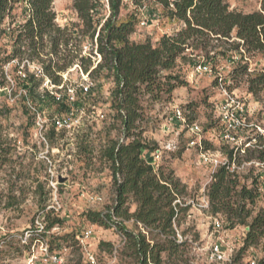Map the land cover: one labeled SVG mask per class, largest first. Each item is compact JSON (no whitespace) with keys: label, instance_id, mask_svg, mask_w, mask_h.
<instances>
[{"label":"rangeland","instance_id":"rangeland-1","mask_svg":"<svg viewBox=\"0 0 264 264\" xmlns=\"http://www.w3.org/2000/svg\"><path fill=\"white\" fill-rule=\"evenodd\" d=\"M225 1L231 9L242 12L256 11L261 7V0ZM53 6L60 25H70L77 21L72 0H54ZM130 14H136L139 19L131 37L136 42L150 40L157 45L164 34H173L181 26L178 20H171L162 14L161 8L136 9L128 0L122 17ZM27 16L28 6L25 0H15L14 9L6 19V25L13 28ZM10 44L9 34L2 36L0 46L10 50ZM88 44L86 42L83 47L84 56L93 52V47ZM228 47V44L221 43L219 50ZM197 53L205 56L199 51ZM92 61L93 64L98 61L94 52ZM210 64L215 70L211 74L199 75L194 73L193 66L188 62L178 61L175 72L187 84L176 87L170 95H161L158 100L143 95L144 116L137 130L141 133L142 140L157 144L159 151L154 156L155 165L166 173L172 171L185 186L180 200L183 202L181 206L188 208L179 213L174 226L181 240L187 242L182 248L184 256L194 264H208L206 255L198 250V246H209L219 236L235 250V256L243 244L245 227L238 225L227 229L225 217L211 214L210 207H207V192L212 182L213 166L210 161L201 157L199 149L189 146L191 137L183 131V127L167 122L168 115L175 107L190 106L191 118L206 129L218 121L217 106L226 99V89L229 94L244 100L250 109V128L247 133H242L241 137L245 140L249 136H256L255 125L264 132V96L257 100L248 91V76L241 71L244 65H247L248 74L264 71V53L245 50H241V53L227 52L225 56L218 55L211 59ZM16 65L17 61H13L4 66L7 83L0 94V160L3 162L0 167V264H51L43 257L39 242H31L32 237L23 241L20 237L24 236L27 230H34L36 220L43 221L48 214L52 219L63 220L52 229L51 242L53 251L61 252L67 264H85L78 236L86 228L94 231L91 245L103 263L132 262L129 250L125 249L126 239L120 232V227L115 224L111 227L94 224L86 216L89 210L106 211L114 206L115 188L111 170L101 157V152L110 140L128 141L120 124L114 123L111 111L112 92L116 86L113 77L107 75V70L87 76L76 68L77 66L66 72L63 75L64 81L70 80L76 84V89L88 83L91 91L78 95L71 90L63 92L68 101L72 102L73 112L70 117L76 127L71 130H56V134L52 136L49 134L51 118L60 113L56 110L53 99L45 96V90L53 92L57 98L65 99L62 91L57 92L54 86L45 81L38 89L39 96L35 100L32 99L27 96L22 84L17 83V77L22 76V73L14 71ZM22 67L23 65L20 68ZM34 67L30 65V72H33ZM236 68H239V72L235 75L233 72ZM221 84L226 87L222 88ZM73 95L74 99L70 101L69 97ZM39 116L47 120L45 135L48 147L39 135ZM219 132L220 128H213L203 133V137L210 140L213 151H222L225 144L220 139ZM256 142L258 143V140ZM261 143V147H264V140ZM259 149L260 147L253 148L247 157L239 158V163L258 159ZM257 172V167L246 166L240 174L241 181L248 186H251L253 181L257 182L259 196L256 203L250 205L254 215L264 209V186L260 189ZM53 184H56V187H53ZM93 197H100L101 200L93 202ZM130 208L133 212L136 205L131 204ZM213 216L223 222V230L220 232L213 228ZM116 220L123 222L129 230L138 228L133 219ZM67 234H70V237L65 242L62 236ZM101 242L109 245L101 247ZM58 244L61 245L60 248H57ZM35 253L38 258L32 263V254ZM262 258L264 236L257 246L248 250L243 264L249 260H255L257 263Z\"/></svg>","mask_w":264,"mask_h":264},{"label":"trees","instance_id":"trees-1","mask_svg":"<svg viewBox=\"0 0 264 264\" xmlns=\"http://www.w3.org/2000/svg\"><path fill=\"white\" fill-rule=\"evenodd\" d=\"M127 1L72 0L77 21L62 26L57 22L54 0H25L28 16L12 28L6 25V19L12 14L15 0H0V40L8 34L11 38L10 50L0 46V94L7 83L4 66L17 61L14 71L22 73L17 77V83L22 84L27 96L35 100L39 96L38 89L48 81L57 92L62 91L65 99L57 98L49 90H45V96L51 97L56 110L64 114L72 106L63 92L73 90L78 95L82 89L81 86L76 89V84L70 80L64 81L63 75L76 66L89 76L107 70V75L113 77L116 84L111 104L114 123L120 124L128 141L110 140L101 152L111 170L114 206L106 211L89 210L86 216L94 224L120 227L126 237L125 249L129 250L133 260L128 264H194L184 256L182 248L187 242L179 241L174 226L179 213L188 208L182 207L180 200L185 186L172 171L166 173L152 163L148 154L159 150L158 146L145 142L137 132L144 116L142 96L158 100L161 95H170L176 87L186 85L187 82L175 72L180 60L194 66L210 63L211 59L225 56L227 52L264 53V0H261L260 9L252 12L231 9L225 0H130L136 9L158 7L169 19L180 22L181 26L173 34H164L157 45L150 40H132L139 19L136 14L122 17ZM86 42L97 47L101 55L99 63H92L93 52L89 56L82 54ZM221 43L229 47L219 50ZM197 51L205 56L196 54ZM30 65L35 66L33 72H30ZM247 69L244 65L241 71L248 76V91L258 100L264 96V71L248 74ZM238 70L236 68L233 74H238ZM185 109L187 122H194L190 106ZM217 119L215 124L204 128L203 133L213 128L219 130V117ZM50 133L56 134L53 125ZM263 135L257 132L255 136L258 143L253 148L260 147L258 160L264 159ZM203 143L205 149L214 150L208 138L204 137ZM252 149H247L244 156L236 155L237 162L239 158L247 157ZM222 151L233 159L234 152L228 145L224 144ZM2 164L0 160V167ZM241 178L220 166L214 172L207 192L210 212L225 217V228L233 229L238 225L248 228L241 248L233 257V264H243L248 250L257 246L264 236V209L254 215L250 207L259 196L257 182L248 186ZM131 204L136 205L133 212ZM115 218L133 219L138 228L129 230ZM43 222L46 232H32L31 242L45 239L50 251L56 252L53 251L51 231L63 220L52 219L48 214ZM68 237L70 234L62 239L66 242ZM104 245L109 244L100 243L101 247ZM60 247L58 244L57 248ZM255 264H264V258Z\"/></svg>","mask_w":264,"mask_h":264},{"label":"built area","instance_id":"built-area-1","mask_svg":"<svg viewBox=\"0 0 264 264\" xmlns=\"http://www.w3.org/2000/svg\"><path fill=\"white\" fill-rule=\"evenodd\" d=\"M144 24V22H142ZM92 46L91 44H88ZM87 47V46H86ZM93 52L96 54L99 63L101 61V55L97 52V47L93 48ZM96 63V64H97ZM10 65V63H9ZM38 69V67H37ZM193 71L196 74L203 75V74H211L213 68L210 63H198L193 66ZM88 76V74H87ZM222 81V80H221ZM222 88H225L223 84H221ZM82 93L87 94L90 90V85L88 83L81 85ZM73 92V90H71ZM224 93L226 95V99L221 102L217 106L218 117L220 120V132L219 136L220 139L228 145L230 149L234 152V157L230 160L227 155L220 150L213 151L211 149H205L203 143V126L194 121L192 123L187 122V111L183 107H175L174 110L168 115L167 122L173 125H179L183 127L184 130L188 133L191 137L189 142L190 147H196L199 149L201 157L205 161H210L213 166V174L216 169L220 166H225L228 168L230 172H234L237 174H241L246 169V166H255L259 169V172L256 174V178L260 182V189L264 186V159L263 160H245L242 163L237 162L236 155L244 156L247 152V149L253 148L256 137L251 136L242 138V133H247L250 128V124L248 122V116L250 114V109L248 104L238 98L233 94H229L226 89H224ZM70 101L74 99V95L70 96ZM72 103V102H70ZM73 109V108H72ZM72 109L64 114H58L51 118V125L55 127L57 131L59 130H71L75 129V123L71 121L70 114L73 112ZM39 121L37 124L39 125V135L41 140L45 143L48 147V142L45 135L46 129V121L43 120L40 116L38 117ZM79 122V121H78ZM257 132L264 133L263 130L257 125H255ZM149 153L148 156L152 159V163H154V156L156 152ZM213 151V152H212ZM48 159V157H46ZM53 187H56V184H53ZM93 202L100 201V197H93L91 198ZM207 207H209V200L207 202ZM116 219V218H115ZM213 228L216 232H220L223 230V222L219 220L217 217L213 216ZM140 228L144 230L142 224L139 223ZM243 232V240L246 237V230L248 228H244ZM37 233H44L46 232V225L43 221L39 219L36 220L34 230H27L24 233V236H20L23 241H27L31 236L32 232ZM94 237V231L91 228H86L82 231L81 235L78 236V240L80 246L82 248V252L84 255L85 264H105L103 263L98 254L93 250L91 245V239ZM179 241L181 240V236L178 234ZM126 239V237H125ZM36 242L40 243L42 246V255L46 261L50 262L51 264H67L64 260V257L61 252H51L49 245L45 239L36 240ZM198 250L204 252L206 255L207 261L211 264H233V257H234V249L229 247L226 243L225 239L221 236L217 238L214 242H212L209 246H198ZM38 258V255L32 254V263L35 259ZM251 264H255V260L251 262Z\"/></svg>","mask_w":264,"mask_h":264},{"label":"water","instance_id":"water-1","mask_svg":"<svg viewBox=\"0 0 264 264\" xmlns=\"http://www.w3.org/2000/svg\"><path fill=\"white\" fill-rule=\"evenodd\" d=\"M60 179V178H59ZM60 181H62L61 179H60Z\"/></svg>","mask_w":264,"mask_h":264}]
</instances>
